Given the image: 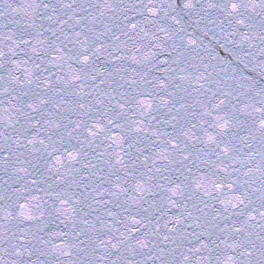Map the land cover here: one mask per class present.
I'll use <instances>...</instances> for the list:
<instances>
[{
	"label": "snow or ice",
	"instance_id": "6c2138e0",
	"mask_svg": "<svg viewBox=\"0 0 264 264\" xmlns=\"http://www.w3.org/2000/svg\"><path fill=\"white\" fill-rule=\"evenodd\" d=\"M0 264H264V0H0Z\"/></svg>",
	"mask_w": 264,
	"mask_h": 264
}]
</instances>
